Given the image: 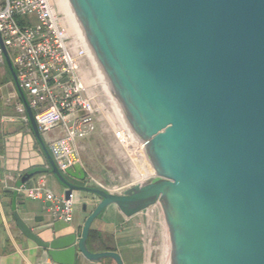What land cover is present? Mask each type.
Instances as JSON below:
<instances>
[{
	"label": "water",
	"instance_id": "95a60500",
	"mask_svg": "<svg viewBox=\"0 0 264 264\" xmlns=\"http://www.w3.org/2000/svg\"><path fill=\"white\" fill-rule=\"evenodd\" d=\"M114 110L151 168L113 193L82 163L62 172L0 34V47L47 171L64 190L98 199L81 234L44 240L18 229L56 264L111 259L88 247L111 205L132 217L153 205V264H264V0H60ZM51 202H46L49 207ZM89 203L82 209L88 212Z\"/></svg>",
	"mask_w": 264,
	"mask_h": 264
},
{
	"label": "built area",
	"instance_id": "2783aa9c",
	"mask_svg": "<svg viewBox=\"0 0 264 264\" xmlns=\"http://www.w3.org/2000/svg\"><path fill=\"white\" fill-rule=\"evenodd\" d=\"M0 34L39 131L44 135L58 128L61 133L48 142V148L62 172L81 163L80 142L94 136L102 125L112 131L117 145L133 155V161L145 162L122 121L117 123L116 111L60 0H0ZM0 58L4 60L1 47ZM19 106L24 111L23 120L29 122L23 103ZM16 190L28 198L51 202L48 211L54 218L72 221L75 194L69 198L56 195L43 182L23 184ZM153 205L141 212L145 218L143 233L147 235L144 251L149 256L151 238L146 228L153 221Z\"/></svg>",
	"mask_w": 264,
	"mask_h": 264
},
{
	"label": "crops",
	"instance_id": "0c3cea01",
	"mask_svg": "<svg viewBox=\"0 0 264 264\" xmlns=\"http://www.w3.org/2000/svg\"><path fill=\"white\" fill-rule=\"evenodd\" d=\"M4 64L10 79H6L5 73L0 71V264H56L43 248L29 240L18 229L14 212L16 211L44 240L71 233H77L79 236L88 214L98 199L89 193L75 192L73 219L66 222L54 218L49 213L48 207L45 206L48 201L28 198L25 193L16 190L25 174L35 170H47L48 161L30 123L23 120L24 111L19 106L22 101L6 63ZM1 65L0 61V70ZM60 135L59 129L56 128L46 132L43 138L48 146L50 140ZM87 144V140L80 142L79 149L81 163L90 176ZM151 174L150 170L144 169L145 178ZM91 181L98 180L91 175L87 183ZM40 182H43L50 192L59 196L64 195V190L54 175L47 171L33 175L24 184L31 186ZM91 184L89 185L95 186ZM85 201L90 204L88 212L82 209V203ZM144 221L141 212L126 217L116 206L111 205L93 222L88 247L94 252L117 250L122 254V251H126V259L122 257L125 264L146 263V254L142 252L144 238L147 236L143 233ZM76 264L116 263L111 259L93 263L80 256Z\"/></svg>",
	"mask_w": 264,
	"mask_h": 264
},
{
	"label": "rangeland",
	"instance_id": "374dc122",
	"mask_svg": "<svg viewBox=\"0 0 264 264\" xmlns=\"http://www.w3.org/2000/svg\"><path fill=\"white\" fill-rule=\"evenodd\" d=\"M0 61L2 64L0 71L4 72L6 79L9 80L10 76L4 64L5 61L3 58H0ZM95 76L97 77L96 73ZM116 121L118 124L121 122L117 113ZM87 141L89 172L92 176L96 177L98 182L113 193H115L113 190L120 193L129 186L141 183L144 180L142 175L145 168L152 172L146 160L143 164L133 161V155L130 153L131 157L122 147L117 145L112 131L104 125ZM91 183V185H96L94 181H91ZM146 232L148 233V237L151 238V241L148 243L150 256L147 252L146 263L142 264H153V221H150ZM142 252L145 253L144 250ZM121 255L126 259V251H122Z\"/></svg>",
	"mask_w": 264,
	"mask_h": 264
},
{
	"label": "flooded vegetation",
	"instance_id": "af4514ba",
	"mask_svg": "<svg viewBox=\"0 0 264 264\" xmlns=\"http://www.w3.org/2000/svg\"><path fill=\"white\" fill-rule=\"evenodd\" d=\"M87 174H88V172H87ZM91 176V175H90ZM90 176H89V174H88V179H90ZM89 184H91V183H88V185ZM95 186H99L98 184H96Z\"/></svg>",
	"mask_w": 264,
	"mask_h": 264
},
{
	"label": "bare ground",
	"instance_id": "6f19581e",
	"mask_svg": "<svg viewBox=\"0 0 264 264\" xmlns=\"http://www.w3.org/2000/svg\"><path fill=\"white\" fill-rule=\"evenodd\" d=\"M148 175V174H147ZM144 176V175H143ZM144 179H145V176H144Z\"/></svg>",
	"mask_w": 264,
	"mask_h": 264
}]
</instances>
